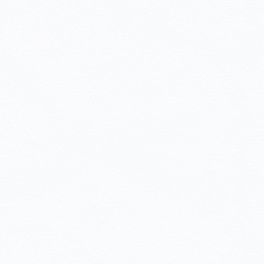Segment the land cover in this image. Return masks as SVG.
<instances>
[{"label": "snow or ice", "instance_id": "1", "mask_svg": "<svg viewBox=\"0 0 264 264\" xmlns=\"http://www.w3.org/2000/svg\"><path fill=\"white\" fill-rule=\"evenodd\" d=\"M0 264H264V0H0Z\"/></svg>", "mask_w": 264, "mask_h": 264}]
</instances>
